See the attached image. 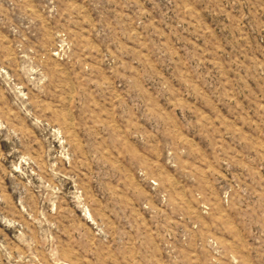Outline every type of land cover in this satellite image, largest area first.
<instances>
[{"label": "rangeland", "instance_id": "obj_1", "mask_svg": "<svg viewBox=\"0 0 264 264\" xmlns=\"http://www.w3.org/2000/svg\"><path fill=\"white\" fill-rule=\"evenodd\" d=\"M0 264H264V0H0Z\"/></svg>", "mask_w": 264, "mask_h": 264}]
</instances>
